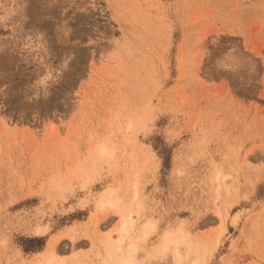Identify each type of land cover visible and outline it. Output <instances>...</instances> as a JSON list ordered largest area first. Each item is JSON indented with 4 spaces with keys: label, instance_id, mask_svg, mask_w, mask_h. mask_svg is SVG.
Masks as SVG:
<instances>
[{
    "label": "rangeland",
    "instance_id": "rangeland-1",
    "mask_svg": "<svg viewBox=\"0 0 264 264\" xmlns=\"http://www.w3.org/2000/svg\"><path fill=\"white\" fill-rule=\"evenodd\" d=\"M0 264H264V0H0Z\"/></svg>",
    "mask_w": 264,
    "mask_h": 264
},
{
    "label": "trees",
    "instance_id": "trees-1",
    "mask_svg": "<svg viewBox=\"0 0 264 264\" xmlns=\"http://www.w3.org/2000/svg\"><path fill=\"white\" fill-rule=\"evenodd\" d=\"M27 243H32V242H36L37 244L35 246H31V247H27L24 246V251H30V250H34V249H39L42 245V239L39 237H32V238H27L25 240Z\"/></svg>",
    "mask_w": 264,
    "mask_h": 264
},
{
    "label": "bare ground",
    "instance_id": "bare-ground-1",
    "mask_svg": "<svg viewBox=\"0 0 264 264\" xmlns=\"http://www.w3.org/2000/svg\"><path fill=\"white\" fill-rule=\"evenodd\" d=\"M57 238H58V237H57ZM55 239H56V238H55ZM58 240H59V238H58ZM58 240H57V241H58ZM57 241H55L56 245H57ZM173 242H175V240H174ZM55 243H54V241H52V245H53V246L55 245ZM174 247H175V246H174ZM53 248H55V247H53ZM51 249H52V248H51ZM173 252H174L175 255H177V251H176V249H174Z\"/></svg>",
    "mask_w": 264,
    "mask_h": 264
}]
</instances>
